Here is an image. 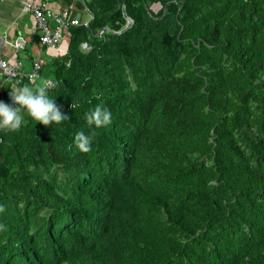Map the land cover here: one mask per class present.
<instances>
[{
    "label": "trees",
    "instance_id": "1",
    "mask_svg": "<svg viewBox=\"0 0 264 264\" xmlns=\"http://www.w3.org/2000/svg\"><path fill=\"white\" fill-rule=\"evenodd\" d=\"M74 4L67 116L0 128V264H264V0Z\"/></svg>",
    "mask_w": 264,
    "mask_h": 264
},
{
    "label": "crops",
    "instance_id": "2",
    "mask_svg": "<svg viewBox=\"0 0 264 264\" xmlns=\"http://www.w3.org/2000/svg\"><path fill=\"white\" fill-rule=\"evenodd\" d=\"M28 1L46 4L54 12H62L66 6H69L65 2L66 0H0V58L18 64L26 72L31 71L34 61L39 56L45 63L49 58L65 54L68 50V38L65 35L61 45L62 53L55 48L43 46L40 42H32L33 34L38 33V29L33 14L24 8ZM72 1L85 3V0ZM73 6L76 8L75 4ZM76 18L89 21L92 15L87 9H84L80 17ZM22 37L26 40V45L25 48L18 49L16 44ZM11 79L12 77L0 72V85L3 91ZM11 88L18 89L16 85Z\"/></svg>",
    "mask_w": 264,
    "mask_h": 264
},
{
    "label": "clouds",
    "instance_id": "3",
    "mask_svg": "<svg viewBox=\"0 0 264 264\" xmlns=\"http://www.w3.org/2000/svg\"><path fill=\"white\" fill-rule=\"evenodd\" d=\"M49 87V80L42 79L35 86L24 84L18 89L10 88L15 106L0 101V128L12 130L19 128L23 122L21 108L26 109L30 117L45 126L63 120L67 115L62 113L61 106L57 105L55 99L49 95ZM110 118V111L99 105L87 115L88 123H94L96 126L110 123ZM75 143L83 151H87L90 147V141L83 132L76 134Z\"/></svg>",
    "mask_w": 264,
    "mask_h": 264
},
{
    "label": "built area",
    "instance_id": "4",
    "mask_svg": "<svg viewBox=\"0 0 264 264\" xmlns=\"http://www.w3.org/2000/svg\"><path fill=\"white\" fill-rule=\"evenodd\" d=\"M25 10L32 13L38 33L40 35V43L43 46L55 48L58 52L62 53L61 45L64 40V35L69 26L72 25H88L89 21H83L79 18L72 17L71 13L74 8L73 4L66 6L62 12L52 11L46 4H36L35 2L28 1L24 6ZM105 30H100L99 34H104ZM17 46V44H16ZM84 48L87 47L85 43ZM44 65V60L39 56L33 63L30 72L24 71L18 64H13L3 58H0V72L6 76L17 78L18 82H23L26 78L30 81L42 80L41 70ZM50 82V87L53 86V81ZM3 93L2 86L0 85V94Z\"/></svg>",
    "mask_w": 264,
    "mask_h": 264
},
{
    "label": "water",
    "instance_id": "5",
    "mask_svg": "<svg viewBox=\"0 0 264 264\" xmlns=\"http://www.w3.org/2000/svg\"><path fill=\"white\" fill-rule=\"evenodd\" d=\"M124 12H125V10H124ZM127 19H128V24L126 25L125 29H128L132 25V23H133L132 19H130L129 17H127ZM120 32L121 31H119L117 33H120ZM32 42L33 43H39L40 42V35H39V33L33 34ZM25 45H26V40L23 37L20 38L18 40V42H17V48L18 49L25 48ZM8 94H9L10 99L13 101V93H12V91L9 92Z\"/></svg>",
    "mask_w": 264,
    "mask_h": 264
},
{
    "label": "rangeland",
    "instance_id": "6",
    "mask_svg": "<svg viewBox=\"0 0 264 264\" xmlns=\"http://www.w3.org/2000/svg\"><path fill=\"white\" fill-rule=\"evenodd\" d=\"M49 71H50V67H46L44 72L48 73Z\"/></svg>",
    "mask_w": 264,
    "mask_h": 264
}]
</instances>
